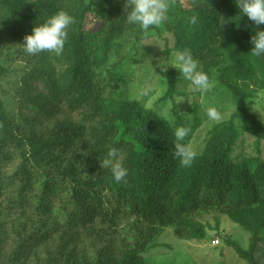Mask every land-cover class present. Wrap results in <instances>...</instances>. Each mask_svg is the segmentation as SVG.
Instances as JSON below:
<instances>
[{
	"label": "trees",
	"instance_id": "obj_1",
	"mask_svg": "<svg viewBox=\"0 0 264 264\" xmlns=\"http://www.w3.org/2000/svg\"><path fill=\"white\" fill-rule=\"evenodd\" d=\"M191 1L184 14L168 1L165 28L145 35L127 23V0H0V56L25 64L13 81L16 68L0 60V264H150L143 254L158 245L161 229L206 240L213 227L203 219L212 212L248 232V248L223 239L245 264H260L264 124L252 104L264 91V57L250 51L264 25L237 19L236 0ZM57 11L73 17L63 52L28 54L24 36ZM184 48L234 107L188 167L175 155L173 130L200 120L176 105L189 93L177 90L175 70L148 107L129 98L126 66ZM5 75L11 96L1 90ZM113 147L128 171L121 182L101 167Z\"/></svg>",
	"mask_w": 264,
	"mask_h": 264
},
{
	"label": "rangeland",
	"instance_id": "obj_2",
	"mask_svg": "<svg viewBox=\"0 0 264 264\" xmlns=\"http://www.w3.org/2000/svg\"><path fill=\"white\" fill-rule=\"evenodd\" d=\"M178 12L184 14L186 10L192 7L191 0H168ZM165 28V23L162 28L159 30H163ZM156 29L152 31L155 33ZM156 42V41H154ZM8 50L4 49L3 52L7 53ZM1 55V53H0ZM11 55V54H10ZM5 54L0 56V60H3L4 64L9 66L10 68H16L15 76L12 78L13 81L19 80L18 77L20 72L23 73V69L25 67L24 62L19 59H15V57H11L8 61L4 59ZM166 59L165 55L161 54L157 57H151L144 62L134 63L133 61H127L126 66L129 73V81L127 82V88L129 91V95L131 93V86L133 84L138 83V78L136 75L137 70H141L143 76L139 81L142 83L143 79H155L156 77L149 71L153 66V70L161 75L160 83L156 86V90L150 94L149 97L143 98L139 100L143 105L148 106L151 104H155L160 96L163 95L165 90L164 78L165 74L168 70L174 69L177 78V90L178 91H186L189 93L188 100H182L180 106L183 109L196 110L199 116V124L196 128H191L189 134H191V143L190 145L193 149L199 150L203 147L204 139L208 136L209 130L211 127L218 122H214L209 120L206 115V108L209 106L210 102H214L218 107L219 112L221 113L222 119L224 121L229 119L234 111V107L229 102L228 96L224 93L222 96L219 94V90L221 92L224 91L223 87L221 89L220 85H217L214 82L215 86L211 90V92L205 94L200 93L199 91H193L190 82L183 80V78L179 75L177 69L172 66H168L166 72H160V69L157 67L159 62H165L170 60ZM17 74V77H16ZM8 75H5L1 81V90L4 88L8 89V94L11 96L15 87H8L7 80ZM220 92V93H221ZM154 97V99H153ZM7 102L11 101L9 96H5ZM198 103V106L195 108L194 104ZM17 107H14L16 110ZM252 111L257 115L259 120L264 124V91H261L254 99L252 104ZM220 121V122H221ZM237 122V120H236ZM247 143H251L252 140L250 138H246ZM240 142H237V145L234 147L236 152L239 148ZM218 220V229H214ZM204 221L209 222L210 226L213 227L208 230V238L206 240H185L178 238L174 235L173 229L171 226L165 227L161 229V232L156 236L155 241L158 245L154 246L148 252L144 253L145 258L150 264H245V262L237 255L231 245L225 243L223 236L230 237L231 240L236 241L242 248H248L249 246V234L246 232L244 228H242L239 224L234 223L230 220V218L223 213L212 212L206 213L204 216ZM264 234V232H263ZM120 243V242H118ZM90 242L84 244L88 246ZM115 244V242H114ZM113 244V245H114ZM124 244L120 243L117 246L119 250ZM40 254H44L43 249L38 248ZM254 254L256 260L260 264H264V241H258L257 245L254 249Z\"/></svg>",
	"mask_w": 264,
	"mask_h": 264
},
{
	"label": "clouds",
	"instance_id": "obj_3",
	"mask_svg": "<svg viewBox=\"0 0 264 264\" xmlns=\"http://www.w3.org/2000/svg\"><path fill=\"white\" fill-rule=\"evenodd\" d=\"M239 9L238 17L245 15L255 25H264V0H236ZM170 4L168 0H127L126 21L130 25L138 26L145 34H150L154 29L162 28L167 20ZM73 23V17L66 11H57L49 16L44 22L36 24L32 27L31 32L23 38L22 44L24 50L35 55L44 51L53 52L60 55L63 52L65 42L68 38L69 26ZM190 23H197V15L193 13L190 16ZM252 48L250 54L254 57H264V30L257 27L254 35L251 37ZM115 57L110 58L113 62ZM168 66L177 69L183 80L190 82L192 90L200 93H209L214 88L215 84L210 80L207 72L195 59L192 52L188 48L182 50H174L171 59L165 62H159L157 67L160 72H166ZM156 78L141 80L143 73L141 70L136 71L138 83L131 86L130 99L142 100L147 98L156 90V86L161 82V75L153 70V66L149 70ZM154 99V97H153ZM185 100L177 97L178 102ZM151 107V104L148 105ZM206 115L209 120L220 122L222 119L221 113L214 102H210L206 108ZM190 126L179 125L173 130L175 137V155L179 158L180 163L184 167L192 164L197 153L190 144L181 143L189 135ZM102 168H107L112 171L116 182L123 181L127 174V168L124 165L123 158L117 148H110L107 152V158L101 162Z\"/></svg>",
	"mask_w": 264,
	"mask_h": 264
}]
</instances>
